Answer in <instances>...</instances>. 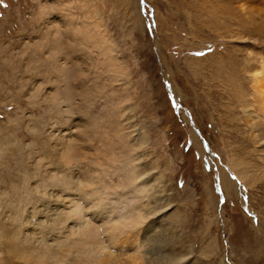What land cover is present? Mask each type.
Masks as SVG:
<instances>
[{"label": "rangeland", "instance_id": "rangeland-1", "mask_svg": "<svg viewBox=\"0 0 264 264\" xmlns=\"http://www.w3.org/2000/svg\"><path fill=\"white\" fill-rule=\"evenodd\" d=\"M263 66L264 0H0V264L69 199L141 208L137 264H264Z\"/></svg>", "mask_w": 264, "mask_h": 264}, {"label": "bare ground", "instance_id": "bare-ground-1", "mask_svg": "<svg viewBox=\"0 0 264 264\" xmlns=\"http://www.w3.org/2000/svg\"><path fill=\"white\" fill-rule=\"evenodd\" d=\"M252 78H253V86H252L253 95L257 97V100L259 101V105L260 107H262V110L264 111V66L260 69L258 68V70L252 74ZM232 90L233 93L235 94L240 92L241 96L243 95L242 88L240 87L238 88L236 85L234 88H232ZM240 100L241 103L243 104V100L241 98ZM263 118H264V112H263ZM254 124L251 121L250 130H254L256 128ZM253 135L251 134L249 139L251 141L255 140L256 142H259V140L257 141V136L255 135L253 136ZM134 174L135 173H133L132 176H134ZM134 179L136 180L135 176ZM221 184L224 189L232 188V186L230 185V183H228V180L224 176H222ZM143 189L144 186L140 185L138 191L142 192ZM91 197L92 196H90L88 201H86L89 206H91L90 205L92 200ZM73 200L72 199L68 200V202L64 207L65 210L63 211V215L67 216V217L64 216L66 218L65 220L68 221L69 223H72L71 227H69L68 224L63 223V226L59 228V230L61 229L60 232L52 234L50 236L51 238L47 241L45 240V238L36 240V238H34L35 237L34 235L33 238L30 237L32 240H34L33 242L36 243L32 248L31 247L28 248L29 252L23 251L26 252L27 255H29L27 261L29 260L31 261L34 259L38 261L39 264H113L114 261L112 259L114 255L111 252L110 254L108 253L111 250V245H112L119 250V255L122 256L121 258L125 257L124 259L126 261L128 260L129 264H137L138 252L140 251V247H141L138 237L136 236L132 240V243L128 246L124 244L116 245V243H119V241L117 240H119V238H121L120 236H122V234L118 235V232L119 233H122L123 231L125 232L129 230L128 228L134 226H140L141 225L140 223H143V220L145 218L144 215L142 214V211L140 210L141 208L139 209V207H137L135 209L126 211V213L124 212L119 213L117 211H114L113 213L106 214L104 220L107 223L105 224V228L103 229V237H105L107 240L101 239L100 241H98L97 228L91 225L87 220H84V212H83L84 206L82 207L83 204L80 203L77 204V202ZM146 245L147 248L149 249L150 248L149 245L148 244ZM263 247L264 245L262 244L260 247L261 248L260 251H257L256 253L253 252V255L257 258H261V260L262 258L264 259ZM116 256L117 255H115V257ZM103 260L105 261L101 262ZM115 261H119V260L116 259Z\"/></svg>", "mask_w": 264, "mask_h": 264}]
</instances>
